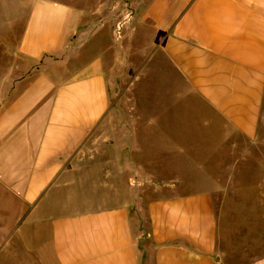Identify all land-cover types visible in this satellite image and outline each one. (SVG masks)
<instances>
[{
  "label": "crops",
  "instance_id": "obj_1",
  "mask_svg": "<svg viewBox=\"0 0 264 264\" xmlns=\"http://www.w3.org/2000/svg\"><path fill=\"white\" fill-rule=\"evenodd\" d=\"M90 1L29 0L17 49L36 68L0 104V210L13 201L19 208L16 219L0 216V242H18L3 257L14 264H264V249H221L219 188L152 200L138 222L122 199L131 191L126 172H160L155 165L165 161L167 172H183L195 136L200 160L232 155L226 166L204 161L199 172L264 164V0ZM120 17V37L108 45L115 52L101 49L106 21ZM145 32L150 44L141 55ZM96 36L99 49L84 51ZM152 63L172 72L177 101L199 102L198 126L165 125L153 111L143 121L105 119L120 70L134 72L127 98ZM118 126L122 137L102 131ZM144 145L151 167L138 159Z\"/></svg>",
  "mask_w": 264,
  "mask_h": 264
},
{
  "label": "rangeland",
  "instance_id": "obj_2",
  "mask_svg": "<svg viewBox=\"0 0 264 264\" xmlns=\"http://www.w3.org/2000/svg\"><path fill=\"white\" fill-rule=\"evenodd\" d=\"M96 1L91 0L88 5L92 6ZM28 3L29 0H0V104L10 99L20 86L18 81L28 79L36 68V64L28 62L18 53L17 49L28 12ZM121 19L120 17L106 21L104 30L107 33L103 31L101 34V47H103L101 49L107 48L108 52H115L113 49L108 50V45L112 38L117 40L120 37ZM149 36L150 33L145 32L141 37L139 42L141 55L149 47ZM97 42L98 36L89 40L83 50L99 49ZM138 59L139 56H135L134 60L138 61ZM120 72H122L120 81L111 82L110 94L113 106L105 119L122 122L125 115L129 120L143 121L149 119L152 116L150 113L153 111L160 113L159 120L162 124L185 121L192 127L198 126L200 104L194 99L185 102L177 101L178 83L174 81L175 78L171 71L159 64L152 63L138 83L136 91L128 95L127 98L123 95L124 89L134 72L128 68H122ZM194 110H197L195 114H193ZM102 131L105 133L117 132V136L122 137V126ZM259 133L264 136L263 124L260 125ZM207 142L209 141L207 140ZM189 144L192 145L190 154L192 160L188 165H185L183 172H167L166 161L156 163L155 166L162 169L160 172H142L140 175L126 172V182L131 191L123 192L122 199L130 206L131 215L138 222V211H144L145 206L152 200L183 193H195L202 189L219 188L220 191L214 198L219 205H222L221 209L216 210L219 217L218 235L221 249L228 254L256 252L264 249V172H259L257 169L259 167L263 169L264 164L252 161L250 167L242 163L241 167L238 166L232 171L216 172L210 169V171L199 172V168L204 166V161L213 168H216L217 164L226 166L231 163L232 155L222 153L208 155V157L218 158L219 161L214 162L212 159L202 161L199 159L200 154L195 151L197 149L195 147L200 144L199 136L190 138ZM142 150L138 159L145 166L151 167L150 146L144 145ZM123 178L125 177L122 172V180ZM11 204L12 209L0 210V216L17 218L19 209L17 203L13 201ZM5 243L0 242V264H14L11 257H3V255H7L5 252L9 250L10 244H15L17 247L18 242L15 239L8 241L9 245Z\"/></svg>",
  "mask_w": 264,
  "mask_h": 264
},
{
  "label": "trees",
  "instance_id": "obj_3",
  "mask_svg": "<svg viewBox=\"0 0 264 264\" xmlns=\"http://www.w3.org/2000/svg\"><path fill=\"white\" fill-rule=\"evenodd\" d=\"M163 33H164V32L159 31V32L157 33V38H158L159 36L163 35Z\"/></svg>",
  "mask_w": 264,
  "mask_h": 264
}]
</instances>
